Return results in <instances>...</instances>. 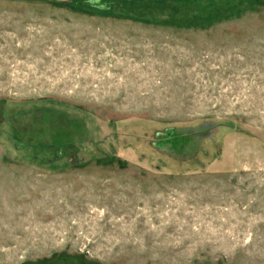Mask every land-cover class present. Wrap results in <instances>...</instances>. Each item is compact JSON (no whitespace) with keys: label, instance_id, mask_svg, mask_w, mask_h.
<instances>
[{"label":"rangeland","instance_id":"374dc122","mask_svg":"<svg viewBox=\"0 0 264 264\" xmlns=\"http://www.w3.org/2000/svg\"><path fill=\"white\" fill-rule=\"evenodd\" d=\"M0 264H264V0H0Z\"/></svg>","mask_w":264,"mask_h":264}]
</instances>
